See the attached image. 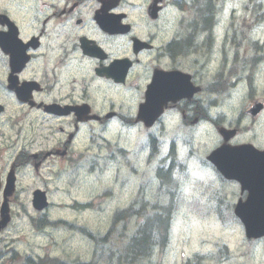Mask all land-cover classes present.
Segmentation results:
<instances>
[{
    "label": "flooded vegetation",
    "instance_id": "1",
    "mask_svg": "<svg viewBox=\"0 0 264 264\" xmlns=\"http://www.w3.org/2000/svg\"><path fill=\"white\" fill-rule=\"evenodd\" d=\"M27 1L30 3L24 5L26 7L14 4L7 10L0 5V226L8 215L12 219L11 224L0 231V264L6 262V244L11 243L5 234L16 217L29 212L24 201L26 190L22 188V181L27 175L23 170L29 169L35 179L37 166L43 168L52 160L79 167L83 157V151L76 149L79 134L85 127L90 129L95 125L101 128L119 117L114 105L107 110L101 108L92 93L102 87L114 97L130 91L136 97L135 102L129 108L130 113L120 118L134 123L155 74L160 76L162 72L180 71L189 74L194 85L206 91L205 73L211 62L212 39L208 34L211 20L200 7L192 11L190 18H177L173 27L172 24L167 27L168 34L158 41V34L165 31L159 27L160 20L144 18L145 24H133L126 18L123 22L132 27L127 35L124 32L110 34L99 28L96 16L110 18V15L121 13L118 10L123 3L116 7L113 0ZM151 2L148 0L147 6ZM104 7L111 9L104 12ZM5 17L18 26L23 46H17L21 59L16 60L19 64L15 68L4 45L9 32ZM138 25L144 28L137 34L135 28ZM154 26L158 31H153ZM125 38L127 46L117 55L115 47ZM135 38L146 42L148 47L136 52ZM117 59H128L131 64L124 83H116L114 79L98 73L109 68ZM206 102L201 93L191 101L185 100L175 106L170 104L167 114L174 110L179 117L191 118L192 121L196 119V107ZM85 105L91 107V114L101 116L99 121H79L74 111L66 109ZM52 106L57 109L51 113L49 107ZM17 114L23 119H40L46 125L47 136L41 140L35 137L28 139L23 148L17 139L15 150L13 146L6 148L5 135L10 132L6 125L15 128L13 119ZM107 114H114L113 118L108 119ZM137 124L142 128L141 123ZM162 163L165 164V159ZM10 175L15 179V187L8 195ZM32 199L33 195H30L25 200L31 202Z\"/></svg>",
    "mask_w": 264,
    "mask_h": 264
},
{
    "label": "rangeland",
    "instance_id": "2",
    "mask_svg": "<svg viewBox=\"0 0 264 264\" xmlns=\"http://www.w3.org/2000/svg\"><path fill=\"white\" fill-rule=\"evenodd\" d=\"M247 2L248 0H226V7L230 10L233 7L240 9L243 6V17L251 18L249 12L246 11ZM169 17H174L172 12H170ZM255 96L257 98H262L264 96V88L260 87L259 93H256ZM237 101H239V99L231 100L233 103ZM262 120H264V117ZM247 124L248 122L246 125ZM259 124L262 123L251 125L250 128L252 130L257 129ZM13 126L15 127L13 131H10L5 136V145H9V147L12 145L14 150L16 149L17 139H20V147H22L27 145L28 139L35 137L41 140L42 137L44 138L47 136L46 125H43V122L37 118L23 119L17 114V117L13 119ZM6 127L10 128L7 125ZM110 129V137L119 139L132 150L139 149L144 133L133 131L127 135L126 132L122 131L116 124H113ZM252 136L253 131L248 134L247 138L243 139L251 140L250 137ZM214 138L215 137L212 138V142H214ZM81 145L91 153L98 150L97 145H95L93 149L90 147V144L81 143ZM111 151H115V149H109L105 152L108 154ZM131 157L133 160H129L131 163L129 167L122 165L121 168L119 163L115 164L112 166L111 171L107 172L106 176L103 177L101 176L103 174L99 171L90 172L88 168L80 175L81 180L79 179L78 181H76V173H78L75 171L76 169L72 170L68 163L62 162L61 160H52L51 163L44 166L39 173H36L35 180H32L31 176H29L30 174L26 172V178L22 182L23 187L27 188L28 195L32 190L38 188L48 192L52 205L45 214L49 216L50 220L71 222L80 225L89 223L92 225V228L95 229L100 226H105L107 217L102 213H98L95 208L93 211H82L72 206L75 205V200L83 202L90 197H93V199L103 198L105 191H101L106 187L114 190V201L111 207L115 209L130 205L131 202L138 197V188L136 189L128 185V187L126 186V188L123 189L120 185L122 181L124 179L130 180L132 176V178L138 177L140 184L144 180H150L152 174V171L146 175L143 174L146 171L142 164L143 155H132ZM118 158L123 160L120 156H118ZM147 171H149V169H147ZM63 173H67V175L71 176L72 183ZM211 177L212 175L203 169L196 167L192 168L187 185L188 194L204 197L206 193V180H214L210 179ZM115 178H117V180H115ZM148 195L154 197V193L150 191ZM196 200H198V198H196L195 201ZM26 202L30 211H32L30 201L26 200ZM185 204L193 214L188 212V209H184L181 212L173 226L171 244L164 251L161 260L159 259L161 254H156L153 259L154 263L187 264L186 258L192 257L195 252L207 253L208 250L211 249H207L206 247L208 245L202 244V240L206 242L213 240L221 245L229 244L231 246L233 256L226 264H264V246L263 248L257 249L253 248L255 246L251 243H245L243 233L237 225L230 226L228 229L211 218L203 219L195 215L198 213L193 210L189 203ZM40 216L41 215L37 217L35 222H39L38 218ZM22 217L23 216L17 217L16 221H20H18L17 227L12 232L19 242L18 250L22 257L28 255V253L49 251L52 255L59 257H70L69 254L73 256H77L78 254L83 256L91 254L90 248L86 246L80 233H72V235H70L64 227H50V229L53 228V230L48 233L49 230L45 232L44 229H41L44 225L43 223L40 222L36 224L38 226L36 227L33 226L29 219ZM232 244L236 246L238 251H234ZM237 245L239 246L237 247ZM112 246L110 245L109 249H112ZM210 252L218 253L219 249L215 248ZM20 260L22 259L20 258ZM17 264L19 263L17 262Z\"/></svg>",
    "mask_w": 264,
    "mask_h": 264
},
{
    "label": "trees",
    "instance_id": "3",
    "mask_svg": "<svg viewBox=\"0 0 264 264\" xmlns=\"http://www.w3.org/2000/svg\"><path fill=\"white\" fill-rule=\"evenodd\" d=\"M172 218L171 215H163V217L155 215L143 217L139 220L138 229L134 232L128 251V255L131 256L133 262L144 260L152 255L156 251L157 238L162 237L166 245L170 235ZM105 235L106 233L101 235L88 234V237L98 244L107 241ZM149 264L153 263L149 262Z\"/></svg>",
    "mask_w": 264,
    "mask_h": 264
},
{
    "label": "water",
    "instance_id": "4",
    "mask_svg": "<svg viewBox=\"0 0 264 264\" xmlns=\"http://www.w3.org/2000/svg\"><path fill=\"white\" fill-rule=\"evenodd\" d=\"M146 116L148 117V114H146ZM234 169H237V165L236 164H232L231 165ZM231 166H225L226 169H230L232 170ZM248 170V166L245 167V171ZM245 180H247V178H244ZM248 181V180H247ZM254 193H255V197H254V209L252 208L251 211L256 212L257 211H261L264 214V197L260 196L259 191L257 188H254ZM38 208L42 209L43 207H45V203H40ZM241 209H237V213L240 214ZM263 214H258V213H254L251 215H242L241 217L243 218L244 222L246 223V226L248 227V229H253L255 232H261L264 233V215ZM257 215V216H256Z\"/></svg>",
    "mask_w": 264,
    "mask_h": 264
},
{
    "label": "snow or ice",
    "instance_id": "5",
    "mask_svg": "<svg viewBox=\"0 0 264 264\" xmlns=\"http://www.w3.org/2000/svg\"><path fill=\"white\" fill-rule=\"evenodd\" d=\"M155 87L157 88L158 91L165 92V91L179 87V84L173 83L166 78V79L161 80L157 85H155ZM235 163H237L240 166H243L245 162L243 160H237L235 161Z\"/></svg>",
    "mask_w": 264,
    "mask_h": 264
}]
</instances>
